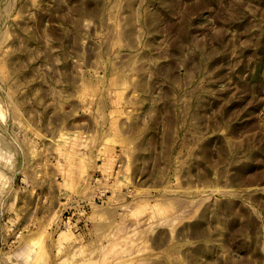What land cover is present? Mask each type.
Segmentation results:
<instances>
[{"label": "rangeland", "instance_id": "1", "mask_svg": "<svg viewBox=\"0 0 264 264\" xmlns=\"http://www.w3.org/2000/svg\"><path fill=\"white\" fill-rule=\"evenodd\" d=\"M0 264H264V0H0Z\"/></svg>", "mask_w": 264, "mask_h": 264}]
</instances>
